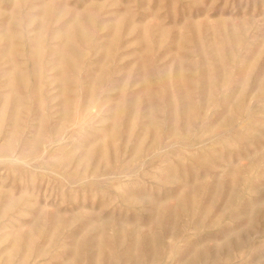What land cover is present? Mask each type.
Wrapping results in <instances>:
<instances>
[{"label":"rangeland","instance_id":"1","mask_svg":"<svg viewBox=\"0 0 264 264\" xmlns=\"http://www.w3.org/2000/svg\"><path fill=\"white\" fill-rule=\"evenodd\" d=\"M0 264H264V0H0Z\"/></svg>","mask_w":264,"mask_h":264}]
</instances>
